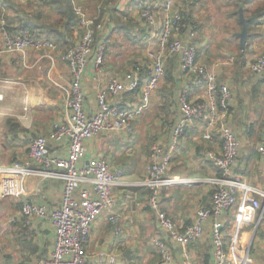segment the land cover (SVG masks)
<instances>
[{
	"label": "crops",
	"instance_id": "crops-1",
	"mask_svg": "<svg viewBox=\"0 0 264 264\" xmlns=\"http://www.w3.org/2000/svg\"><path fill=\"white\" fill-rule=\"evenodd\" d=\"M1 1L0 22L2 18L6 19L10 28L30 25L57 45L56 48L30 47L26 52H7L0 34V167L6 168L18 162L28 163L35 170L19 177L0 172V213L5 214L7 222L16 223L21 233L23 230L20 237L22 252L16 256V264H36L40 256H50L52 253L56 231L50 216L27 217L22 213V205L29 200L37 204L45 203L49 208L60 206L64 180L47 175L39 163L29 158V142L35 135H48L55 124L65 117L66 108L59 89L69 86L71 78L67 64L59 58L67 47L53 38L54 34L47 29L50 24L59 21V4L56 0ZM80 2L92 13L88 7L89 0ZM164 2L102 0L99 15L108 21L100 34H104L107 40L113 29H127L128 23L132 22L134 31L130 36L144 43L146 55L143 60L148 63L147 50L157 45L158 32L151 31L144 24L139 12L143 6L153 4L160 22L164 16ZM235 2L176 0L177 7L188 15L190 31L195 32L194 36L184 33L183 37L198 46L202 62L217 73L220 81L228 83L232 90L233 99L226 123L238 137L239 153L230 174L245 185L238 193L236 204L220 216H210L205 222L204 232L188 244L194 264L216 262L212 242L215 221L220 223L226 249L235 258L233 264H264V223L259 222L261 210L254 208L251 201V198L257 197L264 203V154L259 150L264 139V75L253 72L250 67L253 58L264 51V21L259 17L256 23L250 25L246 50L241 54L243 49L238 33L242 30V22L239 9L238 12L230 10L232 6L236 8ZM263 4L264 0H245L241 6L249 18ZM223 13H227L225 19L230 20L233 27L226 36L229 52H215V55L211 54L212 57H203V38L211 32V26ZM113 14L124 19V23L114 24L111 21ZM58 27L63 30L62 25ZM74 28L72 43L81 36L78 24ZM106 44L109 45V42L106 41ZM49 51L58 57L54 64L48 56H42L43 52L46 54ZM124 72L111 74V69L106 65L103 71H98L93 63L89 64L82 85L86 94L85 107L89 113L98 107L99 89L108 83L112 75ZM164 77L172 81L169 83L173 85L169 87L170 90L166 87V81L159 87ZM164 77L158 84L159 88L154 90L148 108L133 121L130 134L106 132L84 142L82 165L91 159H105L114 168L125 169L121 183L114 190V209L123 216V230L118 235L113 233L107 221L108 212H103L91 226L86 264H164L155 243L157 239L165 240L169 247L173 255L170 264H183L182 246L161 224L159 211L177 227H182L194 220L197 208L212 205L213 190L209 178L221 175L213 162V156L220 153L223 145L220 126L213 129L215 139L210 141L203 137L206 123L194 120L173 146V131L182 117L180 96L183 90L188 88L195 100L203 97L204 92L190 77L182 76L177 57L167 60ZM157 100L159 103L165 101L160 105L161 109H165L160 114L153 107V102ZM155 142L161 143L170 152L171 165L167 175L175 180L161 187L159 211L149 205L150 189L144 184L148 178L151 146ZM49 150L52 155L65 157L69 152V140L66 137L50 140ZM0 264H9V261Z\"/></svg>",
	"mask_w": 264,
	"mask_h": 264
},
{
	"label": "built area",
	"instance_id": "built-area-1",
	"mask_svg": "<svg viewBox=\"0 0 264 264\" xmlns=\"http://www.w3.org/2000/svg\"><path fill=\"white\" fill-rule=\"evenodd\" d=\"M71 2L78 16L81 36L60 55L69 68L71 78L69 86H61L66 114L48 135H35L29 142V158L39 163L47 175L64 180L60 206L49 208L45 203L37 204L29 200L23 202L24 215L50 216L56 231L52 253L50 256H40L36 264H86L91 226L105 211L108 212L107 221L113 233L118 235L122 232L123 216L114 209V190L121 183L125 169L114 168L105 159H91L82 165L81 160L85 155L84 142L106 132L122 131L130 134L133 121L148 108L154 90L166 75V62L171 57L178 58L182 76L190 77L204 92V98L195 100L188 88L183 90L180 96L182 117L173 131V146L194 120L206 123L204 139H215L213 129L216 126H220L223 139L222 150L213 156L214 165L221 175L209 178L213 190L212 205L197 208L194 220L182 227H177L170 218L159 211L161 187L175 182L174 178L167 175L171 154L159 142H155L150 150L148 178L144 181L150 189L148 203L159 211L161 224L181 244L183 264H194L188 244L204 232L205 222L210 216H220L225 210L232 208L237 202L240 189L245 187L238 177H232L230 174L239 153L238 137L226 123L233 99L232 90L228 83L220 81L217 73L202 62L198 46L183 37L184 33L194 36L195 32L190 31L189 21L177 7L176 0H165L162 8L164 16L160 22L153 4L143 6L139 12L144 24L151 31L158 32L157 45L147 50L149 62L136 61L124 74L112 75L97 93L96 111L89 113L85 107L83 78L90 63H93L98 71H103L107 40L100 32L105 29L108 20L89 13L80 0ZM2 5L0 0V7ZM0 34L7 52H26L30 47H57L51 38L43 36L34 28L25 25L10 28L4 18L0 22ZM45 55L53 64L57 60V56L51 51ZM250 67L253 72L264 75V51L253 58ZM63 137L69 140L68 155L61 157L50 154V140ZM259 150L264 154V139ZM33 171L35 170L28 163L16 162L6 168L0 167L1 173L12 177ZM255 191L258 192V189ZM262 196L264 197V193ZM251 201L254 208L261 210L259 222L264 223V203L257 197L251 198ZM212 242L216 256L215 264H233L235 258L225 247L224 234L217 221L212 231ZM155 243L161 252L162 262L172 263L173 255L165 240L157 239Z\"/></svg>",
	"mask_w": 264,
	"mask_h": 264
},
{
	"label": "rangeland",
	"instance_id": "rangeland-1",
	"mask_svg": "<svg viewBox=\"0 0 264 264\" xmlns=\"http://www.w3.org/2000/svg\"><path fill=\"white\" fill-rule=\"evenodd\" d=\"M105 1L108 0H104V2ZM83 5L85 4L83 3ZM102 6H103L102 0H89L88 7L91 9V12L95 15H99L100 13L99 11H101ZM230 10L231 11L235 10L236 12H238L235 6H232ZM225 17L227 18V13H223L218 20L216 19L215 23L210 28L211 32H209V34L206 35L205 38H203V44H204L202 48L203 57L205 56H207V58L208 56L212 57L211 54L215 55V52L216 53L223 52V54H227L229 52V45L227 44L228 40L226 36H228L229 32L232 31L233 27L231 26V21L225 19ZM112 21L114 23H117L118 25L124 23V19L118 17L117 14L112 15ZM53 24L52 26L55 27H58L59 25L56 22ZM133 25L134 24L130 22L128 23L127 29L124 28L123 30L116 31L117 34H114L113 35L114 37H112L109 41V45L107 44L108 48L106 51L104 66L106 65L111 69V74H113L114 72H120L124 70L129 71L131 65L135 62V60L141 62L144 61L143 59L146 55L143 47L144 43L136 41L134 38L130 36V34H132L131 32L134 31ZM43 55L46 56L44 52L42 56ZM57 58L58 57H56V59ZM59 59L60 61H63L61 57ZM165 81L167 82L166 85L167 89L170 90V88H172L173 85L170 86L169 83H172V81L168 80L165 77L160 82L159 87L161 86V84L165 83ZM59 91H60V96L64 101V94L62 92L61 87ZM159 102L160 101L158 100L157 102H153V107L155 108V111H157L158 109L160 114L161 111L164 112L165 110L164 108L162 109L160 108V105L165 104V101L162 100L161 103ZM162 120H164V118ZM5 217H6L5 214L0 213V262L5 263L6 261H9V264H16V256H18V254L22 252V244L20 243V237L23 234V230L21 233L20 232L21 230L18 229L17 224L11 221L7 222L5 220Z\"/></svg>",
	"mask_w": 264,
	"mask_h": 264
},
{
	"label": "trees",
	"instance_id": "trees-1",
	"mask_svg": "<svg viewBox=\"0 0 264 264\" xmlns=\"http://www.w3.org/2000/svg\"><path fill=\"white\" fill-rule=\"evenodd\" d=\"M245 0H236L235 4H236V8L237 10L239 9V6L243 5ZM56 2L59 4L58 5V11H59V21L56 22L59 25L63 26V30L60 29L59 27H55L52 26V24H50L48 31L52 34H54L55 39H58L64 46L68 47L70 45H72L73 43V39H72V35L74 34V27H76V25L78 24V16L75 13L73 4L71 2V0H56ZM184 16L187 18V20L189 21V23L191 24L188 15L185 13ZM260 17V19H263L262 21H264V4L258 8H256L253 12L251 17H249V28L250 25L256 23L255 21L258 20ZM112 21V19H111ZM114 23V22H113ZM115 24V23H114ZM25 25V24H24ZM54 25V24H53ZM28 27H31L30 25H25ZM114 27V25H113ZM112 27V28H113ZM33 28V27H31ZM118 29L115 28L113 29L112 33L110 34V36L107 37V41L109 42L110 39L112 37H114L113 35L116 34L115 32ZM108 48V47H107ZM246 50V48H245ZM245 50H242L240 53L243 54ZM107 51V49H106ZM200 50H199V56H200Z\"/></svg>",
	"mask_w": 264,
	"mask_h": 264
},
{
	"label": "water",
	"instance_id": "water-1",
	"mask_svg": "<svg viewBox=\"0 0 264 264\" xmlns=\"http://www.w3.org/2000/svg\"><path fill=\"white\" fill-rule=\"evenodd\" d=\"M239 15L240 20L242 22V30L238 33V36L240 38V46L241 49H245L248 43L249 38V18L245 15L244 7L241 6L239 8Z\"/></svg>",
	"mask_w": 264,
	"mask_h": 264
}]
</instances>
